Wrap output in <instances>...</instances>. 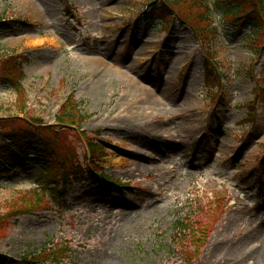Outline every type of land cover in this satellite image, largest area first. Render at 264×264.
Here are the masks:
<instances>
[{
	"label": "rangeland",
	"instance_id": "1",
	"mask_svg": "<svg viewBox=\"0 0 264 264\" xmlns=\"http://www.w3.org/2000/svg\"><path fill=\"white\" fill-rule=\"evenodd\" d=\"M151 1L0 0V21L25 23L0 32V74L13 82L0 84V125L47 129L58 163L107 179L71 182L62 164L0 177L6 264H212L217 235L244 243L245 262L232 264H254L264 31L248 44L213 17L206 48L178 18L142 19ZM192 9L183 0L175 12Z\"/></svg>",
	"mask_w": 264,
	"mask_h": 264
},
{
	"label": "trees",
	"instance_id": "2",
	"mask_svg": "<svg viewBox=\"0 0 264 264\" xmlns=\"http://www.w3.org/2000/svg\"><path fill=\"white\" fill-rule=\"evenodd\" d=\"M189 2L193 9L185 13L186 17H180L175 12L180 8L183 0H161L153 1L148 6L144 18L148 21L160 19L161 23L178 18L184 26L192 29L196 37L205 42L203 43L206 48L210 46V40L217 37V30L210 27L213 17L222 24L224 34L240 36V39L248 44L264 31V0H189ZM161 18L165 20L161 21ZM24 24L21 21H0V32H7ZM242 29H248L250 35L240 34ZM205 71L207 74L205 82L208 83L211 71L206 68ZM0 84L13 87L11 78L4 74H0ZM62 116L72 124L75 121L69 113ZM11 128L12 125H0V177H9L15 171L29 166H34L42 173L49 175L52 170H57L62 164L57 161L59 159L56 138H47L46 135H49L47 129L20 127L13 130ZM62 165L67 171L66 179L68 178L71 182L85 180L89 176L76 159ZM50 192L55 193V191ZM176 228L179 233L186 229L181 223H177ZM0 264H6L3 256H0Z\"/></svg>",
	"mask_w": 264,
	"mask_h": 264
},
{
	"label": "bare ground",
	"instance_id": "3",
	"mask_svg": "<svg viewBox=\"0 0 264 264\" xmlns=\"http://www.w3.org/2000/svg\"><path fill=\"white\" fill-rule=\"evenodd\" d=\"M131 116H132V114L130 115V117ZM133 117L138 118L139 114L136 113ZM131 121H133L132 118L130 119V122ZM156 144H157L158 149L161 152L162 146H160V143H156ZM166 151L168 152V150H166ZM163 153H165V152L163 151ZM130 156L135 157L132 154H130ZM141 160L144 161L143 159H141ZM128 164H129V162H128ZM123 166H124V164H123ZM140 167L144 171L148 169L146 166H144V164L140 165ZM143 190H145V189H143ZM146 193L149 194L150 192H146ZM221 227H223V225ZM251 237H252L251 243H253V242L257 243L258 245H260V248H259L258 252L254 253L250 256L252 258H249L248 261L252 259L251 261L254 264H257V263L261 262L264 258V256H262V255H264V234L256 233V234L252 235ZM209 239L210 238H208V239L206 238L204 240L205 241L207 240V242H208ZM223 242L225 244H221ZM228 243H230V242L226 241L225 237L224 238L221 236L219 237V235L214 237V240H212V242H211L212 249L210 250V253H211L210 259H214L212 264H232L236 260L235 257H237L238 259H242V261L244 260V262H245V258L243 256L244 251H245V247H241L244 243H241L239 241L236 244H234L235 248H232V247H230V248L226 247L225 248V245H227ZM261 246H263V247L261 248ZM245 254H246V252H245Z\"/></svg>",
	"mask_w": 264,
	"mask_h": 264
}]
</instances>
